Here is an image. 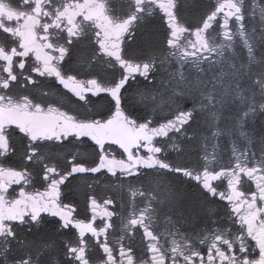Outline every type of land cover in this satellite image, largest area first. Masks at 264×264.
Instances as JSON below:
<instances>
[{
	"label": "snow or ice",
	"instance_id": "obj_1",
	"mask_svg": "<svg viewBox=\"0 0 264 264\" xmlns=\"http://www.w3.org/2000/svg\"><path fill=\"white\" fill-rule=\"evenodd\" d=\"M8 2L35 14L37 27L28 42L0 30V206L45 227L35 239L0 229L5 255L18 249L22 264L45 252L50 264H264V137L242 124L221 134L191 112L167 111L149 88L130 91L158 60L181 80L186 65L214 62L208 38L237 22L224 0ZM232 4L243 23L264 16V0Z\"/></svg>",
	"mask_w": 264,
	"mask_h": 264
},
{
	"label": "clouds",
	"instance_id": "obj_2",
	"mask_svg": "<svg viewBox=\"0 0 264 264\" xmlns=\"http://www.w3.org/2000/svg\"><path fill=\"white\" fill-rule=\"evenodd\" d=\"M239 7L247 8L245 0H238ZM233 14L237 15L235 30L226 36L223 33H213L208 38L209 47L215 50L218 59L201 63L199 68L187 65L183 68L184 79L179 75L173 77L172 72L179 73L177 66L156 63L148 81L137 79L130 85V91L137 88H149L157 94V98H165L169 104L167 111L183 109L191 112L193 123L203 124L209 121L213 131L221 134L226 132L237 133L240 125L249 136L264 137V16L248 19V24L236 12V5L229 4ZM248 15H251L250 13ZM223 27V26H222ZM259 27V33L256 28ZM163 31V29H162ZM220 39L217 40L216 37ZM239 41L240 51L235 48ZM135 43V42H134ZM160 55L167 53L163 36L159 39ZM259 53V54H258ZM231 57H238L244 74H251V84L259 90V102L238 103L240 100L239 84L229 79L224 81V76L217 79L210 77L213 67H220L221 60H227L232 65ZM258 68V71L256 69ZM238 71V69H237ZM224 75H229L225 73ZM234 75V74H232ZM147 114L141 111L140 115ZM136 115V114H134ZM260 120V127H256V120ZM8 245L0 244V264H22L17 258L21 255L18 249H13L10 256H6ZM32 264H36L32 261Z\"/></svg>",
	"mask_w": 264,
	"mask_h": 264
},
{
	"label": "flooded vegetation",
	"instance_id": "obj_3",
	"mask_svg": "<svg viewBox=\"0 0 264 264\" xmlns=\"http://www.w3.org/2000/svg\"><path fill=\"white\" fill-rule=\"evenodd\" d=\"M24 2L25 4H27L30 2V0H24ZM201 2L208 3L209 0H201ZM232 3L233 0H224L225 7L221 11L224 12L226 15L229 14L233 10L230 9L228 5ZM245 4L248 5V0H245ZM247 22L248 21L246 20L245 23ZM36 27H37V19L35 14L21 12L18 9H16L11 3H9L8 0H0V30L13 32L21 36L26 42H28L31 40ZM150 28L152 29L154 35L158 36L159 38L163 36V31H162L163 27L158 19L152 22ZM232 30H235V24L233 25ZM216 39L219 40L220 37L217 36ZM134 46L138 47L139 42L138 41L135 42ZM201 51H203V49H201ZM205 64H207V62H205ZM173 66L176 65L173 64ZM185 67H187V65ZM133 111L134 114H140L137 113L135 110ZM0 118H4V117L0 115ZM7 118L14 119L15 116L13 114H8ZM240 144L241 146H243V142H240ZM20 215L21 213L18 209H9L6 206H0V229L7 231L9 226H11L19 233L21 238H27V239L37 238L38 234L41 231H43L45 225H43L42 223L41 228H37L36 226L28 222H25L24 224H19L17 218ZM262 237H264V233L258 234V238H262ZM0 244L8 245V243L2 237H0ZM13 244L15 245V242H13ZM0 259H2V257H0ZM50 259H51L50 255L47 252H45L40 257V264H50ZM217 264H223V262L218 259Z\"/></svg>",
	"mask_w": 264,
	"mask_h": 264
},
{
	"label": "rangeland",
	"instance_id": "obj_4",
	"mask_svg": "<svg viewBox=\"0 0 264 264\" xmlns=\"http://www.w3.org/2000/svg\"><path fill=\"white\" fill-rule=\"evenodd\" d=\"M248 0V4H249ZM248 21V20H247ZM247 22L246 24H248ZM260 29L259 27L256 28V32L259 33ZM236 50L239 52V41L237 39V42L235 44ZM259 54V53H258ZM218 59L217 56H214V62ZM232 65L229 66V63L227 60H221V66L220 67H213L210 72V77L215 76L217 79L221 78V73H228L229 75H223L224 81L227 82L229 79H232L234 83L239 84L240 91V100L238 103H245L248 102H255L258 104L260 96H259V90L251 84V74L245 75L244 69L240 66V61L238 57H231ZM213 62V63H214ZM238 69V71H237ZM221 70V71H220ZM258 71V68L256 69ZM234 74V75H232ZM256 127H260V120H256ZM235 134V133H234ZM243 142V141H241Z\"/></svg>",
	"mask_w": 264,
	"mask_h": 264
}]
</instances>
